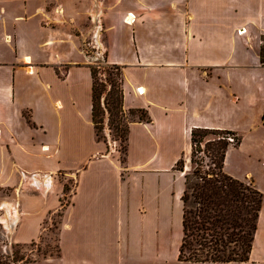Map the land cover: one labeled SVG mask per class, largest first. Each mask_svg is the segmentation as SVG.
Instances as JSON below:
<instances>
[{"label":"crops","instance_id":"0c3cea01","mask_svg":"<svg viewBox=\"0 0 264 264\" xmlns=\"http://www.w3.org/2000/svg\"><path fill=\"white\" fill-rule=\"evenodd\" d=\"M90 16L124 110L150 119L124 159L97 137L73 33ZM263 36L264 0H0V244L39 243L60 213L58 255L37 264H264V206L249 261H179L194 129L237 134L224 171L264 194Z\"/></svg>","mask_w":264,"mask_h":264},{"label":"trees","instance_id":"16d2710c","mask_svg":"<svg viewBox=\"0 0 264 264\" xmlns=\"http://www.w3.org/2000/svg\"><path fill=\"white\" fill-rule=\"evenodd\" d=\"M260 59L264 65V46ZM117 71L109 78L111 91L106 99V109L112 117V125H121L124 117L123 68L111 65ZM93 74V119L97 132L99 119L105 112L101 109V99L107 92L106 86H97V70L92 68ZM101 110V111H100ZM100 111V112H99ZM132 116L140 113V120L146 119L142 110H131ZM127 152L130 122H126ZM122 133V137L125 133ZM229 135L234 132L215 129H194L192 132V164L193 170L186 175L185 190L182 197L184 204L183 242L179 250L180 262L192 263H230L247 262L253 248L258 218L264 206V194L253 184L238 180L224 171L227 152L231 147ZM237 145L240 138L237 136ZM205 148L212 154L211 166H205L204 160H197L199 154H207ZM184 161L181 159L177 169L184 171ZM70 191L65 186V194Z\"/></svg>","mask_w":264,"mask_h":264},{"label":"rangeland","instance_id":"374dc122","mask_svg":"<svg viewBox=\"0 0 264 264\" xmlns=\"http://www.w3.org/2000/svg\"><path fill=\"white\" fill-rule=\"evenodd\" d=\"M106 1V0H104ZM98 16H92L89 17V20H85L81 25H74V28L76 30H73L75 35H77L80 40H82L81 48L82 53L90 62L91 69L97 70V86L102 88L101 86L104 85L107 88V92L103 95L101 99V105L102 110L105 112V114H101L99 119H102L103 122L98 124L99 131L97 132V137L100 141L106 143L109 145V148L114 147L116 148L120 153L122 158H125V147H126V132L123 130L126 129V122H130L133 120H140V113H138L136 116H132L129 112H126L124 110V117H121V125L118 129H115L116 126L119 124H113L112 125V117H110L107 109H106V99H109V92L111 91V86L109 85V78L112 77L111 75H114L118 81L119 78H117V71L113 68H111L112 64L107 63V53H106V47L104 42V47H100L99 49L96 48L97 41H105V29L103 23H101V20H97ZM99 19V18H98ZM92 24H91V23ZM264 46V36L262 38ZM261 47V49H262ZM123 79V78H122ZM101 111V110H100ZM99 111V112H100ZM146 119H149L146 115ZM142 122H149L145 120H140ZM125 133L122 137V133ZM130 132V131H129ZM129 136V135H128ZM233 136V135H229ZM235 137V142L231 143V146H237V134ZM229 138V137H228ZM229 141V140H228ZM230 142V141H229ZM128 144V143H127ZM203 150L207 151V154H199L197 157V160L200 161V158L204 160L205 166H211V156L212 154L205 148L203 144ZM192 160V157H191ZM184 165H186L187 159L184 158ZM193 164L191 162V170H193ZM185 171V166H184ZM190 173V172H189ZM67 186L69 187L70 191L67 192V195H70L72 193V190L75 187V181L72 180L67 183ZM63 204L67 205L69 203L68 197L63 200ZM61 214L57 213L52 216L51 221L47 224V227L45 231V234L37 244H32L29 246H16L13 244L8 243H1L0 244V264H26V263H40L43 259L51 256H57L59 252V245H58V239H59V230H60V224H61ZM2 242V241H1Z\"/></svg>","mask_w":264,"mask_h":264},{"label":"built area","instance_id":"2783aa9c","mask_svg":"<svg viewBox=\"0 0 264 264\" xmlns=\"http://www.w3.org/2000/svg\"><path fill=\"white\" fill-rule=\"evenodd\" d=\"M132 20L133 23L136 22L137 20V17L136 15L134 14H129L127 19H126V22L130 24V21ZM228 140L230 141V143H234L235 142V137L234 135L233 136H229Z\"/></svg>","mask_w":264,"mask_h":264},{"label":"bare ground","instance_id":"6f19581e","mask_svg":"<svg viewBox=\"0 0 264 264\" xmlns=\"http://www.w3.org/2000/svg\"><path fill=\"white\" fill-rule=\"evenodd\" d=\"M130 24H133L132 20L130 21Z\"/></svg>","mask_w":264,"mask_h":264}]
</instances>
